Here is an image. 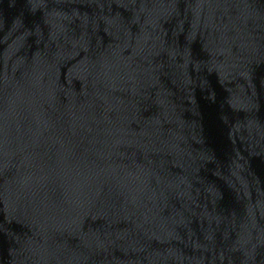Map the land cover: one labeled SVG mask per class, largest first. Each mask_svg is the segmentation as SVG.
Segmentation results:
<instances>
[{"label":"water","instance_id":"95a60500","mask_svg":"<svg viewBox=\"0 0 264 264\" xmlns=\"http://www.w3.org/2000/svg\"><path fill=\"white\" fill-rule=\"evenodd\" d=\"M0 264H264V0H0Z\"/></svg>","mask_w":264,"mask_h":264}]
</instances>
